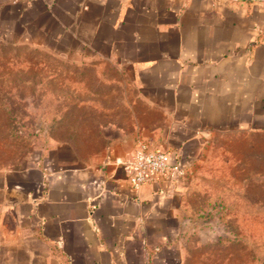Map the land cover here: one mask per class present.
<instances>
[{
	"label": "crops",
	"instance_id": "1",
	"mask_svg": "<svg viewBox=\"0 0 264 264\" xmlns=\"http://www.w3.org/2000/svg\"><path fill=\"white\" fill-rule=\"evenodd\" d=\"M0 48L42 76L0 104V264H218L264 187V0H0ZM138 141L186 176L131 188Z\"/></svg>",
	"mask_w": 264,
	"mask_h": 264
},
{
	"label": "rangeland",
	"instance_id": "2",
	"mask_svg": "<svg viewBox=\"0 0 264 264\" xmlns=\"http://www.w3.org/2000/svg\"><path fill=\"white\" fill-rule=\"evenodd\" d=\"M21 54L23 51L18 49L0 48V104H10L11 113L19 118V114H23V104L21 105L19 100L28 99L31 103L29 113L34 117L37 97L41 93V90H37V84L42 76L36 73V59L33 56L22 57ZM55 92L60 91L57 89ZM46 109L49 107H45ZM2 112L1 108L0 113ZM5 124L7 129L11 128L9 130L11 136L8 139L11 140L13 147L18 148L21 154L34 153L35 147L40 143L36 133L37 122L34 118H29L22 123ZM2 126L3 123H0V129ZM262 175L263 180L264 171ZM249 201H251L250 205L238 202L233 207L236 214H243L246 211V216L230 221V226H233L234 230L231 234L232 242L229 244V250L227 247L222 249L219 246L217 249L214 248L212 255L210 254V257L218 264L222 262L226 264L228 259L229 264H264V187L262 186L261 190L258 187H252ZM222 236L220 232L219 237ZM221 244L224 246L226 243L221 242Z\"/></svg>",
	"mask_w": 264,
	"mask_h": 264
},
{
	"label": "built area",
	"instance_id": "3",
	"mask_svg": "<svg viewBox=\"0 0 264 264\" xmlns=\"http://www.w3.org/2000/svg\"><path fill=\"white\" fill-rule=\"evenodd\" d=\"M127 171L128 182L133 189L159 178L181 179L186 176V169L172 161L167 151L152 147L143 141L136 143Z\"/></svg>",
	"mask_w": 264,
	"mask_h": 264
}]
</instances>
